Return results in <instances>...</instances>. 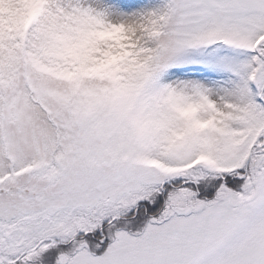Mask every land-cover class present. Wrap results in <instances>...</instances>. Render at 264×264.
<instances>
[{
  "label": "snow or ice",
  "instance_id": "1",
  "mask_svg": "<svg viewBox=\"0 0 264 264\" xmlns=\"http://www.w3.org/2000/svg\"><path fill=\"white\" fill-rule=\"evenodd\" d=\"M0 264H264V0H0Z\"/></svg>",
  "mask_w": 264,
  "mask_h": 264
}]
</instances>
